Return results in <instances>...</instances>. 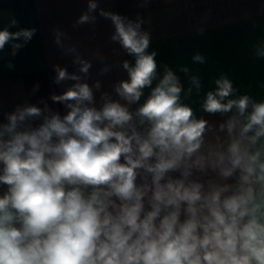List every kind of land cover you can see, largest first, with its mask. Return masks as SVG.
<instances>
[{"label":"clouds","instance_id":"9594fccd","mask_svg":"<svg viewBox=\"0 0 264 264\" xmlns=\"http://www.w3.org/2000/svg\"><path fill=\"white\" fill-rule=\"evenodd\" d=\"M6 15L0 53L7 46L15 58L38 29ZM98 17L133 58L120 61L127 78L111 93L100 79L90 84L92 61L55 27V45L75 66L52 65L54 85L72 82L49 96L63 113L43 99L2 113L0 264H264V98L221 72L199 111L222 119L198 116L188 101L193 90L201 96V76L157 61L150 17L87 0L72 28H94ZM251 48L264 59V37ZM95 55L98 75L108 74L113 65ZM191 60L206 63L199 52ZM5 66L15 68L11 59Z\"/></svg>","mask_w":264,"mask_h":264},{"label":"crops","instance_id":"0c3cea01","mask_svg":"<svg viewBox=\"0 0 264 264\" xmlns=\"http://www.w3.org/2000/svg\"><path fill=\"white\" fill-rule=\"evenodd\" d=\"M141 3L142 0H100V6L106 10L132 19L137 13L151 18V24H145L144 28L151 31L149 51L158 52L159 63H167L174 70L187 65L193 74L198 70L203 90L200 97L193 90L188 101L197 109L198 116L204 115L213 122L222 119L199 111L203 93L213 86L211 80L221 72L227 73L241 92H249L256 99L264 98V89L259 87V82L264 81V59L254 60L251 55V45L264 37V0H150L146 8L141 7ZM86 6L87 0H0V29L8 23L7 13L18 20L19 27L38 29L33 40L15 58L9 55L10 47L6 46L0 53V119L3 112L11 111L25 99L37 104L43 99L63 113V106L52 104L49 96L52 92L61 93L72 82L54 85L52 65H67L70 72L75 71V66L72 57L62 55L55 45L52 35L55 27L67 32L70 39L66 43L76 44L81 55L92 61L90 84L100 79L102 91L111 93L114 82L127 78L120 61H132L133 58L110 41L114 31L110 21L98 17L94 28L91 25L72 28ZM114 48L119 50L118 55L112 54ZM97 49L113 65L104 76L98 75L102 64L96 58ZM196 52L205 56L204 65L192 62L191 57ZM10 59L15 65L11 70L5 66ZM177 74L186 88L187 79L183 73L177 71ZM36 83L40 88L33 95L32 88ZM96 95L98 99L99 93Z\"/></svg>","mask_w":264,"mask_h":264}]
</instances>
